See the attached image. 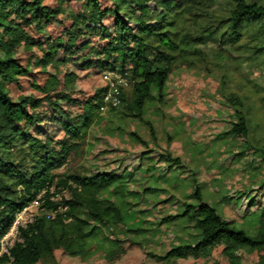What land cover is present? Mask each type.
Returning <instances> with one entry per match:
<instances>
[{"label":"trees","instance_id":"1","mask_svg":"<svg viewBox=\"0 0 264 264\" xmlns=\"http://www.w3.org/2000/svg\"><path fill=\"white\" fill-rule=\"evenodd\" d=\"M212 3L0 0V251L18 213L34 203L43 213L19 226L18 241L0 255V264H41L58 252L84 261L85 240L93 231L86 232L89 222L80 212L85 210L99 223L122 222L118 206L99 201L101 191L118 176L57 171L82 151L89 129L100 117L109 89L103 79L106 71L127 78L131 93L127 98L128 87L121 88V105H126L130 117L143 119L148 102L164 103L166 83L177 61L184 65H193L191 57L205 61L201 44L218 38L235 45L247 23L264 20V6L233 0L229 17L220 26L226 27L223 32L209 37L190 32L188 16L193 7ZM229 100L236 108L230 133L246 141L250 131L243 101L235 95ZM65 189L72 198L55 201ZM194 195L201 201L199 187ZM192 210L200 240L174 247L164 256L151 254L158 262L220 256L229 264H240L242 253L264 250V200L255 236L236 229L204 202L197 209L187 205L182 214L167 220ZM51 212L57 213L55 218ZM139 247L118 240L105 262H115Z\"/></svg>","mask_w":264,"mask_h":264},{"label":"rangeland","instance_id":"2","mask_svg":"<svg viewBox=\"0 0 264 264\" xmlns=\"http://www.w3.org/2000/svg\"><path fill=\"white\" fill-rule=\"evenodd\" d=\"M247 1L264 6V0ZM232 8L233 0L193 7L190 32L208 37L223 32L222 20ZM242 32L235 45L217 37L201 44L205 61L194 57L193 65L177 61L166 83L164 103L148 102L143 119L130 117L125 104L101 111L82 151L57 173L118 176L101 191L99 201L118 206L123 220L99 223L82 210L80 217L89 222L86 232L93 231L85 240L84 261L58 252L41 264H105L118 240L140 247L109 264H229L220 256L166 262L151 256H164L174 247L200 240L194 210L167 218L182 214L187 205L197 209L201 202L214 207L236 229L257 235L264 200V20L247 23ZM125 92L129 98L131 87ZM230 95L243 101L250 131L246 141L230 133L236 110ZM196 187L201 201L194 195ZM60 198L71 199V191L63 190L54 200ZM39 206L32 204L17 218L25 223L43 214ZM50 215L55 218L57 213ZM18 226L15 222L1 241L0 254L18 241ZM242 255L240 264H259L264 250Z\"/></svg>","mask_w":264,"mask_h":264},{"label":"built area","instance_id":"3","mask_svg":"<svg viewBox=\"0 0 264 264\" xmlns=\"http://www.w3.org/2000/svg\"><path fill=\"white\" fill-rule=\"evenodd\" d=\"M103 79L109 85V89L103 99V106L101 108V111H104L105 108L119 107L121 105V99H120L121 88H125L129 86L127 78H125L122 74H120L117 71H106L103 74ZM34 204H37V203H34ZM29 209L30 207L23 209L22 215L28 213ZM34 217L31 220L26 221L25 223H22L21 220L17 218L16 225L25 226L27 223L31 222L34 219ZM50 217L53 218V216H50ZM19 226H18V229H19ZM5 253H8V250Z\"/></svg>","mask_w":264,"mask_h":264}]
</instances>
